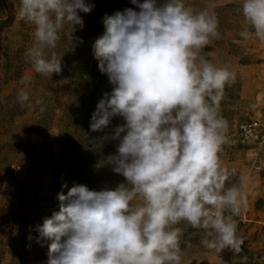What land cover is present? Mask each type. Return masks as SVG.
Returning a JSON list of instances; mask_svg holds the SVG:
<instances>
[{"label":"clouds","instance_id":"clouds-1","mask_svg":"<svg viewBox=\"0 0 264 264\" xmlns=\"http://www.w3.org/2000/svg\"><path fill=\"white\" fill-rule=\"evenodd\" d=\"M130 2L136 7L105 14V31L92 45L112 87L97 102L90 129L102 133L94 142H116L104 163L124 180L100 190L62 184L68 191L57 194L59 211L35 229L37 243L50 241L47 264H182L181 224L203 230L209 250L242 251L233 217L247 199L242 185L226 187L235 169L221 160L229 125L220 105L236 77L201 55L219 39L218 18L184 0ZM93 7L85 0H20L18 16L35 27L27 56L36 73L62 71V56L47 50L65 25L82 29L79 12ZM239 10L240 36L264 43V0H241ZM18 100L27 102L28 92ZM113 118L123 123L110 128Z\"/></svg>","mask_w":264,"mask_h":264},{"label":"rangeland","instance_id":"rangeland-1","mask_svg":"<svg viewBox=\"0 0 264 264\" xmlns=\"http://www.w3.org/2000/svg\"><path fill=\"white\" fill-rule=\"evenodd\" d=\"M85 2L94 7L79 12L84 27L77 25L72 33L65 25L57 46L47 50L49 57L62 56V71L45 76L35 72L27 56L35 44V27L18 16L20 0H0V264H47L50 241L37 243L35 229L59 211L57 194H67L74 184L100 190L124 180L104 163L116 142L100 145L94 138L102 133L90 129L97 102L112 87L92 45L105 31V14L136 6L130 0ZM184 2L195 10L210 7L219 21V39L201 55L235 73L220 105L229 125L221 160L235 169L226 187L242 185L247 203L233 217L244 240L241 253L209 250L201 244L203 230L181 224L182 264H264V141L229 143L238 121L264 119V43L240 36L245 27L241 0ZM21 90L29 94L23 105ZM121 123L122 118H113L110 128ZM64 183L68 188H62Z\"/></svg>","mask_w":264,"mask_h":264},{"label":"built area","instance_id":"built-area-1","mask_svg":"<svg viewBox=\"0 0 264 264\" xmlns=\"http://www.w3.org/2000/svg\"><path fill=\"white\" fill-rule=\"evenodd\" d=\"M229 139V143H252L264 141V119L253 118L238 121L234 125L232 138ZM253 168L259 169V166L255 165ZM240 215L243 218L245 215L244 211H242ZM262 259H264V257H262Z\"/></svg>","mask_w":264,"mask_h":264}]
</instances>
